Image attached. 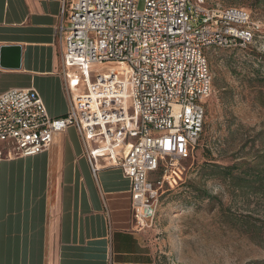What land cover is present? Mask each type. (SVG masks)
<instances>
[{
    "label": "built area",
    "instance_id": "2783aa9c",
    "mask_svg": "<svg viewBox=\"0 0 264 264\" xmlns=\"http://www.w3.org/2000/svg\"><path fill=\"white\" fill-rule=\"evenodd\" d=\"M59 1L69 109L51 116L34 88L0 93V159L37 155L76 127L93 173L98 156L109 155L131 180L136 225L151 227L164 183L182 178L204 132L208 50L250 48L261 25L249 8L206 0ZM95 138L103 144L91 149Z\"/></svg>",
    "mask_w": 264,
    "mask_h": 264
},
{
    "label": "crops",
    "instance_id": "0c3cea01",
    "mask_svg": "<svg viewBox=\"0 0 264 264\" xmlns=\"http://www.w3.org/2000/svg\"><path fill=\"white\" fill-rule=\"evenodd\" d=\"M60 13L59 0H0V49H20L18 65L0 66V93L34 88L53 117L71 102ZM98 161L95 175L73 126L44 152L0 159V264H151L146 228L132 216L131 180L109 155Z\"/></svg>",
    "mask_w": 264,
    "mask_h": 264
},
{
    "label": "rangeland",
    "instance_id": "374dc122",
    "mask_svg": "<svg viewBox=\"0 0 264 264\" xmlns=\"http://www.w3.org/2000/svg\"><path fill=\"white\" fill-rule=\"evenodd\" d=\"M206 2L249 8L262 31L250 48L207 52L214 80L204 132L182 162V178L162 187L156 218L146 228L151 264L264 261V192L206 166L253 162L264 153V0Z\"/></svg>",
    "mask_w": 264,
    "mask_h": 264
},
{
    "label": "trees",
    "instance_id": "16d2710c",
    "mask_svg": "<svg viewBox=\"0 0 264 264\" xmlns=\"http://www.w3.org/2000/svg\"><path fill=\"white\" fill-rule=\"evenodd\" d=\"M211 167L210 173H222L240 187L252 188L264 192V153L258 155L253 162H236L231 166H219L206 164ZM260 264H264V261Z\"/></svg>",
    "mask_w": 264,
    "mask_h": 264
},
{
    "label": "water",
    "instance_id": "95a60500",
    "mask_svg": "<svg viewBox=\"0 0 264 264\" xmlns=\"http://www.w3.org/2000/svg\"><path fill=\"white\" fill-rule=\"evenodd\" d=\"M19 47L15 45H3L0 49V66H16L19 64Z\"/></svg>",
    "mask_w": 264,
    "mask_h": 264
}]
</instances>
